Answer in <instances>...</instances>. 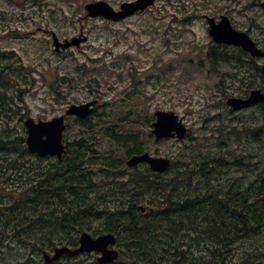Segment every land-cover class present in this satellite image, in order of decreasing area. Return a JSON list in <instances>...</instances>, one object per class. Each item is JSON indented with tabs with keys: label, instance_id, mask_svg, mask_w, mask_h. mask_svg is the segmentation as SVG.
Masks as SVG:
<instances>
[{
	"label": "trees",
	"instance_id": "1",
	"mask_svg": "<svg viewBox=\"0 0 264 264\" xmlns=\"http://www.w3.org/2000/svg\"><path fill=\"white\" fill-rule=\"evenodd\" d=\"M228 48L210 46L213 68L240 67L239 54L247 53L237 48L232 60ZM3 55L10 56L0 52V62ZM8 73L0 63V264H46L45 252L77 246L83 231L115 233L119 258L99 263L86 253L51 264H264V102L249 118H221L205 142L188 134L189 150L156 173L123 164L147 147L138 131L121 126L116 108L113 118L80 120L62 159L31 153L24 125L12 124L20 105ZM244 74L237 78L253 87Z\"/></svg>",
	"mask_w": 264,
	"mask_h": 264
},
{
	"label": "rangeland",
	"instance_id": "2",
	"mask_svg": "<svg viewBox=\"0 0 264 264\" xmlns=\"http://www.w3.org/2000/svg\"><path fill=\"white\" fill-rule=\"evenodd\" d=\"M88 1L0 0V51L10 54L3 55L0 63L9 72L5 82L20 105L12 115L13 125H24L29 116L50 120L64 114L72 103L99 99L93 119L109 114L113 118L116 108L121 126L138 131L152 154L174 159L193 140L151 138L148 120L156 110H174L183 116L191 135L204 142L220 120L231 122L236 113L249 118L255 111H232L226 99L264 84L256 70L262 60L251 62L250 56L239 54V68H233L232 61L210 72L207 52L213 40L205 15H228L237 29L248 31L263 47L264 0H157L151 10L118 22L85 16ZM53 31L61 39L81 32L89 39L80 47L56 52ZM228 51L233 56L237 47L229 46ZM238 70L237 77L249 75L253 87L250 79H243L245 84L241 78L230 79ZM225 77L230 88L223 89L218 84ZM131 109L134 115L126 116ZM82 128L70 120L66 142H72ZM97 138L102 147L108 143L102 134ZM116 154L123 159L121 149Z\"/></svg>",
	"mask_w": 264,
	"mask_h": 264
},
{
	"label": "water",
	"instance_id": "3",
	"mask_svg": "<svg viewBox=\"0 0 264 264\" xmlns=\"http://www.w3.org/2000/svg\"><path fill=\"white\" fill-rule=\"evenodd\" d=\"M154 3V0H137L131 3H123L122 10L116 11L107 1L98 0L87 3L85 9L88 16L97 17L103 16L112 20H120L128 15L133 14L139 9H144L148 5ZM264 8V2L262 3ZM210 25L209 33L216 43H226L242 47L249 52L253 57H263L264 50L260 48L252 36L243 30L236 29L230 18L227 15H222L219 21L214 17H207ZM87 40V36L80 35L72 40L60 41L58 36L54 34L53 43L56 51L67 49L73 45L80 46L83 41ZM264 72V61L262 64ZM264 102V92L260 89H253L247 98L232 96L228 98L227 103L234 109H243L251 105ZM95 101H90L82 104H72L67 114H76L82 118L87 117L92 112V105ZM25 126L28 131L26 143L32 153L39 156L56 155L62 158L66 152L63 142L64 130L67 125L65 116H57L51 120H38L28 117L25 120ZM188 129L175 111L158 110L156 111V121L154 123L153 133L157 140L164 137H175L183 139L187 135ZM141 162H147L155 171L164 172L171 167L172 160L169 157L153 156L149 152L136 154L130 157L127 161L129 166L137 165ZM145 210V208H143ZM117 242V237L114 233H105L98 236H93L85 231L80 235V243L77 247L68 245L58 246L54 252L44 254L47 264L60 260L64 255L77 256L79 254L91 251L100 253L99 262H112L119 256V251L110 246H114Z\"/></svg>",
	"mask_w": 264,
	"mask_h": 264
},
{
	"label": "flooded vegetation",
	"instance_id": "4",
	"mask_svg": "<svg viewBox=\"0 0 264 264\" xmlns=\"http://www.w3.org/2000/svg\"><path fill=\"white\" fill-rule=\"evenodd\" d=\"M122 2H123V1L119 2V4L116 5V8L120 9V6H121ZM149 10H151V9H147V10H145V11H138V12L135 13V14L142 13V12H147V11H149ZM220 16H221V15H220ZM220 16H219V17H220ZM219 17H216V18L219 19ZM0 52H1V51H0ZM208 58H209V59H212L211 56H208ZM230 58L233 60V59H234V56H230ZM201 62H202V61H201ZM231 65H232V67L234 68V65H233V64H231ZM225 84H226V80H225ZM228 88H230V87L228 86ZM251 90H252V89H251ZM251 90H250V92H251ZM248 94H249V93H248ZM246 95H247V94H246ZM93 100H97L98 102H97V104H96L95 107H94L93 114L91 115V118H92V119H93V115L96 114L97 107H98L99 104H100V103H99V99H93ZM130 114H131V115H132V114L134 115V110L131 109V112L128 111L127 114H126V116H127V115H130ZM133 115H132V116H133ZM121 118H122V116H120L119 119H121ZM66 119H68L69 121H70V120H74V121L78 122L79 125H83V123L80 121V118L75 117V116H73V115H71V116H69V117H66ZM119 119H118V120H119ZM154 121H155V120H154V117H151V120H148V122L151 123V125L154 123ZM76 138H77V136H75V138L73 139V141L76 140ZM73 141H72V142H73ZM145 167L148 168V164H146V163H142L140 166H138V168H140V169H141V168H145ZM127 174H128V173H127Z\"/></svg>",
	"mask_w": 264,
	"mask_h": 264
},
{
	"label": "bare ground",
	"instance_id": "5",
	"mask_svg": "<svg viewBox=\"0 0 264 264\" xmlns=\"http://www.w3.org/2000/svg\"><path fill=\"white\" fill-rule=\"evenodd\" d=\"M77 159V158H76ZM77 161V160H76ZM75 168V167H74ZM73 168V169H74ZM70 172V171H69ZM71 173V172H70ZM70 175V174H69ZM68 175V176H69ZM22 176V175H21ZM68 178V177H67ZM71 179V178H70ZM54 182V181H53ZM65 183V182H64ZM22 186V185H21ZM48 187V186H47ZM57 189V188H56ZM143 189V188H142ZM142 192V191H141ZM57 195V194H56ZM101 197V196H100ZM131 198V197H130ZM41 200H43V199H41ZM142 200V199H141ZM139 202V201H138ZM73 203V202H72ZM90 206V205H89ZM78 207V206H77ZM83 210V209H82ZM53 211V210H52ZM55 211V210H54ZM53 211V212H54ZM89 214H91V213H89ZM70 221H72V220H70ZM66 223V222H65ZM72 223V222H71ZM76 224V223H75ZM73 226V225H72ZM67 227H68V225H67ZM70 228V227H69ZM74 229V228H73ZM19 230V229H18ZM67 232V231H66ZM106 233V232H105ZM67 235V234H66ZM60 236V235H59ZM55 238V237H54ZM70 238V237H69ZM52 241V240H51ZM50 244V243H49ZM76 244V243H75ZM36 245V244H35ZM13 246V245H12ZM26 251V250H25ZM165 251V250H164ZM11 253V252H10ZM164 255V254H163ZM161 257V256H160ZM134 264V263H133Z\"/></svg>",
	"mask_w": 264,
	"mask_h": 264
}]
</instances>
